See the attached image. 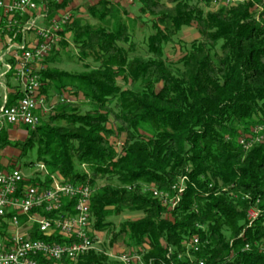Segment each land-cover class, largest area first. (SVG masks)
Wrapping results in <instances>:
<instances>
[{
	"label": "trees",
	"instance_id": "obj_1",
	"mask_svg": "<svg viewBox=\"0 0 264 264\" xmlns=\"http://www.w3.org/2000/svg\"><path fill=\"white\" fill-rule=\"evenodd\" d=\"M138 1L152 18L140 48L132 33L138 26L111 0L88 9L96 24H68L40 73L50 112L36 129L26 128L25 141L1 136V151L20 152L8 169H21L19 160L36 150L34 164L63 183L92 188L97 232L114 229L112 216L141 212L118 226L111 245L121 239L129 253H143L144 264H192L178 256L193 236L206 242L195 255L205 264H264V19L255 11L261 0L215 12L209 7L216 0ZM192 24L200 39L187 43L179 34ZM68 35L82 72L59 67ZM175 44L184 55L172 62L166 51ZM119 137L120 153L111 142ZM99 180L106 183L99 187ZM51 183L47 175L25 185ZM63 210L74 213L75 201ZM250 210L259 213L252 227ZM31 232L44 239L36 227ZM80 264L121 262L95 250Z\"/></svg>",
	"mask_w": 264,
	"mask_h": 264
},
{
	"label": "built area",
	"instance_id": "obj_2",
	"mask_svg": "<svg viewBox=\"0 0 264 264\" xmlns=\"http://www.w3.org/2000/svg\"><path fill=\"white\" fill-rule=\"evenodd\" d=\"M50 2L61 4L62 0H0V141L10 126L36 129L42 121L40 114L51 110L42 94L40 73L62 41L71 16L62 11L50 18L46 7ZM26 180L28 177L21 175L19 169L0 167V264H80L84 256L95 250L96 244L97 233L91 219L92 188L55 180L54 185L41 189L25 185ZM154 195L161 196L157 190ZM69 200L75 201L73 216L63 210ZM38 210L44 212L42 216ZM55 212L57 215L47 216ZM258 215L256 210L249 211V227ZM24 216L28 218L26 225L20 222ZM21 225L36 227L44 239L34 238V232ZM7 227L12 228L10 234ZM48 238H61L64 242ZM205 244L199 236H193L187 242L186 261L205 264L203 259L195 258ZM260 248L264 252V243ZM245 249L249 250L250 245ZM178 258L184 259L181 254ZM118 260L121 264H143L138 252L123 254Z\"/></svg>",
	"mask_w": 264,
	"mask_h": 264
},
{
	"label": "rangeland",
	"instance_id": "obj_3",
	"mask_svg": "<svg viewBox=\"0 0 264 264\" xmlns=\"http://www.w3.org/2000/svg\"><path fill=\"white\" fill-rule=\"evenodd\" d=\"M7 1H13V0H7ZM96 0H71V2L68 4V6H66L63 9L60 8H56L58 6H62L64 0H62L61 4H56V3H51L46 5L47 7V11H48V15L50 18L56 17L55 15L58 16L59 12L62 11H66L69 12L68 14H70L71 16V22H79V23H86L89 22L91 24H96V21L92 20L91 17L88 15V9L95 5ZM113 4L118 5L120 7L121 10V15L122 18L125 21H134L135 22V27L136 25L138 26V28L136 29V32L134 30H132V33H134V41H136L137 46H144L145 40H146V36L148 33V36L150 35V32L152 30V25L149 26L148 29L145 30V32H142V29L146 27V25H148L147 22H150L152 20V18H149L148 15H143L140 12V8L141 5L139 3L138 0L133 1L132 3L130 2H126V1H122V2H116L115 0H111ZM240 2H244V0H216L212 3V5L209 7V10L212 12L218 11L223 7H232V6H237ZM39 5H41L40 2H38ZM194 4H196L197 2H193ZM41 9H44V7H42ZM123 11H126L127 13H123ZM255 11L257 12V19L258 21H262L264 19V0H261L260 3L255 5ZM129 23V22H127ZM132 24V23H130ZM68 26V25H67ZM66 26V27H67ZM65 27V28H66ZM148 27V26H147ZM71 35L67 36V42L69 43V48L67 47L66 49V54H68L69 52V57L66 54H62V62L60 63L59 67L67 72H71V73H79L84 71L83 68V63L77 60V56H78V50L75 48L72 39H71ZM179 38L187 43H191L192 41L195 40H199L200 39V35L197 32V26L196 24H192L189 28H185L184 30H182V32L179 34ZM58 49H60V45L57 46ZM140 48V47H139ZM57 49V50H58ZM166 56H167V60L175 62L178 61L183 55H184V51L183 49L180 47V45L175 44V45H171L167 48L166 51ZM119 84L122 87H126L123 83V81H121V79H119ZM66 96L70 97L69 94L66 93ZM72 96V95H71ZM72 100H74V98H71ZM26 128L31 129L30 127H28L27 125H13L8 127L5 132L8 133V137L12 142H17V141H25L28 134H26ZM258 133H262L261 131H258ZM261 134L259 135V139L261 138ZM125 138L124 137H119V138H113L111 139V142L113 143L114 147L117 149V151L120 153L121 152V146L124 142ZM253 144V141L250 142L249 145H247L246 148H250L251 145ZM20 152L17 151V149H15L14 147H8L6 148L4 151L0 150V167L5 168L6 170L9 168V166H11L12 164L14 165L16 158L19 156ZM32 162L33 164L29 167H27L28 163ZM34 162H36V150H33L31 152H29V155L27 157H22L19 160V166L22 173L24 174V176L32 179L33 177H36L37 179L41 180V181H45V177L48 175L51 177L52 183L53 184L55 182V180L58 181H63L60 177H57L55 175H51L49 173V171L47 170L46 167H44V165H40V164H34ZM11 163V164H10ZM7 167V168H6ZM106 182L105 181H100L98 182L99 187L101 185H104ZM182 184V183H180ZM51 186V185H50ZM181 192V191H180ZM92 195L93 192L91 194L90 197V202L92 201ZM170 211V210H169ZM40 213V212H39ZM43 213H40V216H42ZM70 215L73 216L74 213H69ZM32 216V214H31ZM142 213L139 211H133V210H126L124 212H122V214L120 216H112L109 220L113 222V225L110 227H113L114 229H110V230H105V231H101V232H97L94 228V232L97 233V236L95 238V242L96 244L94 245L95 250L102 252L104 251L108 257L110 258L111 261L117 262L120 260H118V258L126 253H129L130 250L125 249L124 246H122L121 244V239L120 241H116L114 245H111V241L113 240V238L116 236V234L118 233V226H120L123 222L125 221H129V220H138L142 217ZM168 217L170 218V215H168ZM33 218H35V216H33ZM20 222L23 225H26L28 222V218L27 217H21L20 218ZM35 223H33L34 226ZM93 224V222H92ZM22 227H26L28 228V230H32L31 225L29 227L27 226H23ZM4 228V227H3ZM8 231V234H10L12 232V228H5ZM233 243V241H232ZM187 247V245H186ZM93 250V251H95ZM142 255V259H143V253H141ZM183 255V254H181ZM184 259H182V261H186V257L183 255ZM197 258V257H195ZM193 257V259H195ZM200 260V259H199ZM143 264H144V259H143ZM188 263V262H187ZM196 264H198V262H196Z\"/></svg>",
	"mask_w": 264,
	"mask_h": 264
},
{
	"label": "bare ground",
	"instance_id": "obj_4",
	"mask_svg": "<svg viewBox=\"0 0 264 264\" xmlns=\"http://www.w3.org/2000/svg\"><path fill=\"white\" fill-rule=\"evenodd\" d=\"M133 1H135V0H133ZM47 115H48V113L46 112V113H44V114H40V117H41V116L46 117ZM43 117H42V119H43ZM262 140H263V139H262ZM19 173H21V175H24L20 169H19ZM86 188H89V187H86ZM86 188H85V189H86Z\"/></svg>",
	"mask_w": 264,
	"mask_h": 264
},
{
	"label": "crops",
	"instance_id": "obj_5",
	"mask_svg": "<svg viewBox=\"0 0 264 264\" xmlns=\"http://www.w3.org/2000/svg\"><path fill=\"white\" fill-rule=\"evenodd\" d=\"M99 1H101V0H96L95 1V3H99ZM116 2H122V1H120V0H115Z\"/></svg>",
	"mask_w": 264,
	"mask_h": 264
}]
</instances>
